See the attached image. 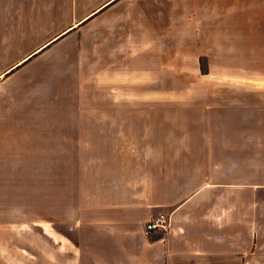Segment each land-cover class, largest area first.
Wrapping results in <instances>:
<instances>
[{"label": "crops", "instance_id": "crops-1", "mask_svg": "<svg viewBox=\"0 0 264 264\" xmlns=\"http://www.w3.org/2000/svg\"><path fill=\"white\" fill-rule=\"evenodd\" d=\"M133 1L0 0V206L45 189L71 264H264V84L231 98L201 57L204 85L180 84L164 38L135 48L149 39L133 36ZM247 2L244 26L264 12ZM160 215L167 228L145 234Z\"/></svg>", "mask_w": 264, "mask_h": 264}, {"label": "rangeland", "instance_id": "rangeland-1", "mask_svg": "<svg viewBox=\"0 0 264 264\" xmlns=\"http://www.w3.org/2000/svg\"><path fill=\"white\" fill-rule=\"evenodd\" d=\"M206 3L207 0L133 1L131 8L138 5L144 8L141 11L143 14L133 8V36L135 40L149 39V45L143 47L136 45L135 48H139L137 50L141 53L142 48L147 47L151 53L152 50L158 51L160 38H164L167 68L176 69L181 65L182 71L188 76H186L188 79L183 77L180 82L182 85L188 83L204 85L206 78L194 67L195 58L198 57H201V72L202 74L209 72L211 83L226 88L233 87L228 90L231 98L237 95L236 87L239 82L243 83L244 79L249 84H264V22H262L264 12L246 13L244 26V14L239 13L240 0H209V30H207L204 25ZM262 3L264 0H258V5ZM247 4L249 9L252 8L254 0H249ZM255 16L256 23H248V20L254 19ZM207 32H209V46L206 42ZM73 35L77 37L78 34L75 31ZM159 46L161 48V45ZM207 49H209V61L204 55ZM78 50L79 42L77 40L71 42L69 53L72 73L81 68L80 61L73 59L77 56ZM74 77L77 79L74 83L76 87L79 78L77 75ZM140 79L135 77V81ZM85 80L92 81L93 75ZM168 81L175 80L174 78L168 80L167 77ZM90 91L91 96L87 94L86 98L93 99V90ZM167 96L172 99L171 95L167 94ZM102 99H109V95L103 93ZM38 192L37 203L22 206L19 213H14L13 206H0L2 208L0 216L3 218L0 219V264H71L73 262L71 257L74 254L73 247L61 236L63 228L65 232H69V227L49 218L55 210L51 207L49 211L46 210L48 205L45 189H38Z\"/></svg>", "mask_w": 264, "mask_h": 264}, {"label": "built area", "instance_id": "built-area-1", "mask_svg": "<svg viewBox=\"0 0 264 264\" xmlns=\"http://www.w3.org/2000/svg\"><path fill=\"white\" fill-rule=\"evenodd\" d=\"M169 220L165 215H160L154 220L147 222L145 226V234H150L155 230H165L168 226Z\"/></svg>", "mask_w": 264, "mask_h": 264}, {"label": "trees", "instance_id": "trees-1", "mask_svg": "<svg viewBox=\"0 0 264 264\" xmlns=\"http://www.w3.org/2000/svg\"><path fill=\"white\" fill-rule=\"evenodd\" d=\"M200 64H201V70H202V63H201V58H200Z\"/></svg>", "mask_w": 264, "mask_h": 264}]
</instances>
